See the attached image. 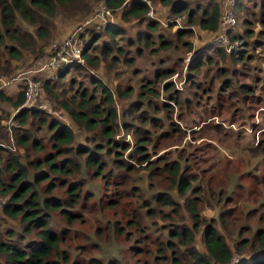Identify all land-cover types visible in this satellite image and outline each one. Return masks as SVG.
I'll return each mask as SVG.
<instances>
[{
	"label": "trees",
	"instance_id": "1",
	"mask_svg": "<svg viewBox=\"0 0 264 264\" xmlns=\"http://www.w3.org/2000/svg\"><path fill=\"white\" fill-rule=\"evenodd\" d=\"M89 1L0 0V73H13L15 62L25 59L26 55L39 58L53 38L57 17L86 12ZM104 1L113 10L121 9L123 19H136L140 27L136 40L126 36V42L129 46H135L142 56L144 48L155 55L176 48V42L182 40L183 47L191 51L193 45L185 38L194 34L193 26L211 33L219 31L224 0L209 1L205 5L199 3L194 7L190 0ZM147 1L154 6H169L174 17L186 15L185 26L175 32L177 41L167 39L160 21L150 17L152 9ZM246 3L247 0H237L235 9L248 16L251 14ZM255 6L253 12L259 8L264 25V0L257 1ZM245 20L246 24H250L248 19ZM173 25L170 27L173 28ZM252 33L247 27L239 37L233 36L231 31L230 37L233 40L244 39V35L250 37ZM91 34L82 55L92 68L99 67L102 61L108 59L118 64L119 56L124 58L125 64L135 65V58L130 57L128 51L118 44V40L125 35L119 24L109 25L99 32L92 29ZM210 50L225 62L228 59L235 62L253 61L255 58L254 55H245V51L227 53L223 46L212 43L198 51L188 66V84L196 87L193 91L195 96L183 97L182 91L172 81L167 82L164 84L167 101L161 105L154 104L153 100L140 93L142 101L130 103L121 116V123L114 105V93L95 74L88 75L91 87L77 77H70L68 87L59 93L53 90L58 82L46 81L42 87L59 107L67 111L77 128L92 134L95 139H92V145L74 146L75 133L69 125L57 119H46L44 112L37 108L24 107L23 92L12 98L7 96L5 90H0V101L19 109L14 120L20 125L10 132L4 121L8 113L4 117V114L0 115V197L5 200L0 214V264H125L120 252L111 254L108 260L97 257L85 261L78 253L73 258L69 244L73 225L85 220L87 201L91 198L98 201L93 186L87 187L92 193H88L87 188V193L83 191L90 172L93 171V175L103 180L106 186L114 183L126 186L122 192L127 194L131 190L125 178L135 169L136 173L140 169L146 170L150 179L158 172L159 181L167 183L162 186L166 189L134 186L137 192L141 189L140 193H136V217L131 219L134 208L123 204V197L119 195L109 202L108 207H118L121 214L128 216V220L125 226L118 220L107 223L111 221L108 226L116 236L134 238V244L129 249L133 254L145 255L147 259L144 264H230L234 254L240 256L237 264H264V132L255 145H236L239 152L241 150L246 154L240 165L229 161L222 164L221 159L223 174L220 173L217 178L209 176L208 180L202 182L193 165L181 159L169 160L166 155H160L156 161H151L152 155L157 154L153 144L156 133L136 123L137 112L143 123L158 129L160 125L165 127L172 121L174 107L180 111L179 119L188 113L200 115L201 110H207L213 114L220 109L222 94L213 92L212 84L219 75L235 77L238 74L235 70L220 66L212 73L215 58L208 54ZM163 62L154 74L157 82L170 77L173 72L171 68L163 66L167 59ZM84 69L80 63L70 64L60 74L59 82H65L72 70L81 73ZM207 71L213 75L207 82L210 86H205V82L203 86L199 76ZM233 77L225 79V88L223 86L225 91L235 87V91L229 92L230 108L234 112L231 117H248L246 105L253 95V87L250 83L239 84ZM147 89L146 93L149 94L151 90L154 91L150 85ZM132 92V87H127L125 91L117 88L120 97H129ZM159 94L155 92V95ZM260 98H256L254 103L257 104ZM31 120H38L44 127V138L39 139L31 131ZM230 122L234 126L237 121L232 119ZM121 130L132 134L133 146L126 137L122 140L116 138ZM173 130L178 132L180 128ZM168 133L162 131L157 137H165ZM14 144L16 149L11 146ZM21 150L24 152L20 153ZM30 152L32 155L37 153V156L30 157ZM239 167L244 169L239 171ZM205 199L206 205L219 209L217 219L213 217L207 221L201 217ZM159 222L163 225H159ZM105 227L96 226L95 238L101 236ZM127 228L134 230L126 232ZM232 228L238 237L233 238L231 245L226 234ZM200 234L203 235L205 250L198 245ZM82 239L88 241L91 237L84 235ZM92 245L99 246V243ZM84 246H78L81 254L86 250Z\"/></svg>",
	"mask_w": 264,
	"mask_h": 264
},
{
	"label": "rangeland",
	"instance_id": "2",
	"mask_svg": "<svg viewBox=\"0 0 264 264\" xmlns=\"http://www.w3.org/2000/svg\"><path fill=\"white\" fill-rule=\"evenodd\" d=\"M209 1L216 0H190V3L194 7L196 4H207ZM260 0H247L246 5H248L249 13L251 15L246 16L243 11L236 10L237 26L232 30V35L239 37L244 33V30L248 27L253 32L250 37L244 35V39H230L231 43L238 41L239 47L234 50L245 51V55L251 57L254 55L253 61L246 60L235 62L233 59L227 60L226 62L217 53L210 50L208 54L214 56L215 65L212 67V73L220 66L223 68H230L232 71H236L238 76L233 77L232 75H226L224 77L217 76L216 81L212 84V91L215 93L222 94L221 96V107L216 110L215 113H209L207 110H201L200 115H193L188 113L183 116V119H179L178 114L180 111L178 107H174L173 119L168 125L163 127L160 125L158 129L150 127L148 123H143V119L139 117L138 112L136 113V123L142 127H148L149 129L155 131L153 144L155 145L157 154H153L151 161H156V158L160 155H166L169 160L181 159L183 162L190 163L193 165L195 171L197 172L200 180L204 182V179L208 180L209 176L219 177L220 173L223 174V170L220 169L221 159L222 164L227 161L235 165H240L239 162L246 157V154L238 151L236 145L241 147H247L250 145H255L261 139V135L264 132V25H262L263 20L260 18L259 8L253 9L256 2ZM105 2L104 0H90L89 9L86 12L75 14L71 17H57L55 33L51 41L44 47V53L40 55L39 58H35L34 55H26L25 59L15 62V70L9 75L0 73V77H11L16 75L21 71L37 70L44 64L49 62L52 53L51 46L54 44L60 45L63 41L80 25L85 21L94 16L97 8ZM224 2V1H223ZM150 17H154L161 23V27L167 37V39L176 40L175 32L179 29H174L170 27L174 24L175 17L170 13V7L158 4L154 6L151 3ZM223 9V3H222ZM184 16V15H183ZM186 16V15H185ZM180 18L181 26H185L186 17ZM245 19H248L250 24H246ZM113 24H119L125 31V35L122 39L118 40V44L128 51L130 57L135 58V65L129 66L124 63V58L120 57V62L118 64L112 63L110 59L102 61L99 67L92 68L89 64L84 63L81 65L85 67L81 73L73 72V70L68 74L65 82H59V76L64 71H56L52 69H46L43 72L36 74V79L42 82V86L46 81H51L52 83H57L58 86L53 90L59 93L61 89L67 88L69 85L70 77H77V79L84 83L86 86L91 87L88 79L89 73L95 74L99 79H101L107 87L111 89L114 93V105L119 113V123L122 122V114L130 106L133 101H142L140 93H143L147 99L153 100L154 104L161 105L162 102L167 101L166 92L164 90V84L172 81L176 88L182 92L183 97H193L194 88L193 85L188 84V66L196 57L197 52L207 48L213 42L216 33H211L208 31L201 30L198 26H193L194 34L190 37L185 38L186 41L191 42L193 47L191 51L183 47L182 41H177V47L172 48L167 52H161L159 54L151 55L150 51L144 48L143 55L138 54L137 48L135 46H129L126 42V36L132 37L136 40V32L140 28L136 22V19L125 20L122 17V11L114 10V15L112 19ZM94 29L96 32L102 31L105 28H99L96 24H90L84 28V32L80 36V44L83 46V51L85 49L87 41L91 39V30ZM143 29V28H142ZM33 32V30H30ZM156 40V39H155ZM157 43V41H156ZM53 47V46H52ZM205 47V48H204ZM51 48V50H50ZM232 53V52H231ZM98 55V53H97ZM167 59L165 67L172 69V75L159 82L155 81V71L159 68L163 61ZM246 63V64H244ZM163 69V68H162ZM213 74L204 72L199 76V80L205 82V86H210L207 83ZM234 78L237 83H250L253 87V95L249 99V103L246 107L249 109L248 117H238L234 116L233 109L230 108L229 92L235 91V87L227 91L224 90V80L227 78ZM152 79V81H150ZM152 83V84H151ZM150 85L154 89L151 90L152 93H146L147 87ZM224 86V88H223ZM121 88L123 91L127 87H132L133 92L129 97L124 95L120 97L117 95V88ZM144 87V89H142ZM158 91L160 94L155 95ZM201 91V90H200ZM154 92V94H153ZM7 96L15 98L19 94L17 88L12 87L5 90ZM261 97V98H260ZM256 98H260L257 104L254 103ZM196 103V102H195ZM32 108H37L44 112V117L46 119H57L63 123L69 125L75 133L74 146L78 144H93L92 139L95 140L92 134L86 130H81L77 128L76 124L72 121L67 111L59 107L57 102L46 92L44 87H42V92L40 96L32 103ZM27 107V108H28ZM183 109V107L181 108ZM180 109V110H181ZM8 113V117H4ZM17 113L16 107L8 102L0 101V115L4 114L5 122ZM135 116V115H134ZM237 121L236 124L230 125L231 120ZM29 128L31 131L40 137L44 138V127L38 122V120H31ZM4 122V124H6ZM180 128L178 132H174L173 129ZM219 127L220 129H217ZM169 131L165 137H157L162 131ZM219 130V131H218ZM126 137L127 141L134 144V137L132 134L126 133L121 130L116 138L122 140ZM91 139V142L89 140ZM97 141V140H96ZM95 142V141H94ZM13 149L17 146L11 145ZM24 151L21 150L20 153ZM153 153V152H152ZM30 157H36L37 153L32 155L29 153ZM127 157V153L125 154ZM134 163V162H133ZM212 163H215L213 165ZM136 166V163H135ZM244 167H239L238 170L242 171ZM146 170L140 169L136 173V169L133 173L126 175V184L128 186L129 193L122 192L126 186L110 185L107 186L102 182L100 178H96L93 175V171L90 172V176L87 177V185L84 186L83 191L86 192V188L93 186L95 194H98V201H94L93 198L88 200V206L84 213V222H76L73 225L72 230V240L69 247L72 248V257L75 258L76 254L81 255L87 261L89 259L104 258L108 260L113 253L120 252V257L124 259L125 264H144L147 257L143 254L136 255L130 251V246L134 244V238H125L121 235H115L112 231L111 226L107 223L109 220L123 222L125 226L128 216L126 214H121L120 209L117 207L115 209L109 208V202L115 200L119 195L123 197V204H127V207L134 208L131 212V219L136 217V193H140L141 189L137 192L133 187H147L149 189H166L162 187L167 185L166 182H160L158 172L153 179H150L146 175ZM248 184V182H246ZM87 188V189H88ZM133 188V189H132ZM92 190L88 189V193H92ZM87 193V192H86ZM94 193V192H93ZM94 194V196H95ZM101 196V199L100 197ZM203 208L200 212L202 218L210 221L213 217L216 219L219 215V209L214 206L206 205V199L204 200ZM5 200L0 197V214H1V204ZM128 212V210H126ZM11 223H13L11 221ZM63 225V223H61ZM107 225V226H106ZM159 225H163L159 222ZM96 226L105 227L99 238H95ZM134 228H127V231H133ZM224 229H221L223 232ZM84 235H90L91 239L84 241L82 237ZM228 240L232 245L234 237H238L236 231L232 228L230 232L226 234ZM79 236V237H77ZM97 242L99 246H94L92 243ZM79 245H85L86 248L84 254H81L78 250ZM198 245L202 250H205V245L203 242V235H198ZM235 256H237L235 254ZM235 258V257H234Z\"/></svg>",
	"mask_w": 264,
	"mask_h": 264
},
{
	"label": "built area",
	"instance_id": "3",
	"mask_svg": "<svg viewBox=\"0 0 264 264\" xmlns=\"http://www.w3.org/2000/svg\"><path fill=\"white\" fill-rule=\"evenodd\" d=\"M236 1L237 0H224L220 17V28L213 40V42H215L217 45L223 46L227 53L234 52V50L239 47L238 41H236L235 43L230 42V32L237 26L235 10ZM147 2L151 4L150 1ZM113 15L114 10L110 8L106 2H103L97 8L94 16L85 21L78 28H76L63 41V43H61L60 45L54 44L52 45L53 47L51 46L52 53L49 62H47L37 70L21 71L11 77H0V90H6L15 87L17 88L18 92L24 93V107L32 105V103L36 101V99L42 92V82L36 79V74L43 72L46 69L61 71L65 70L70 64L84 63V58L82 55L83 46L80 44V36L84 32V28H86L90 24H96V26H98L99 28H106L112 23ZM183 17L184 16L175 17V23L173 25L174 29L183 28L180 23V18ZM18 111L19 109H17V112ZM14 115L11 116L7 121L10 132L13 127H20V125L15 122ZM236 255L237 256H235L234 254L230 264L238 263L240 256L238 254Z\"/></svg>",
	"mask_w": 264,
	"mask_h": 264
}]
</instances>
